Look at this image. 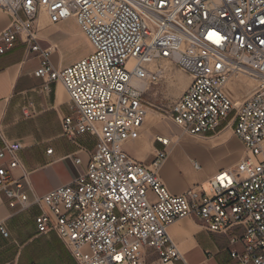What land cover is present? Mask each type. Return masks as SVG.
<instances>
[{"label": "built area", "instance_id": "obj_1", "mask_svg": "<svg viewBox=\"0 0 264 264\" xmlns=\"http://www.w3.org/2000/svg\"><path fill=\"white\" fill-rule=\"evenodd\" d=\"M0 11L9 17L0 54L18 42L38 53L34 76L43 90L58 83L68 95L62 135L79 150L77 136L96 138L85 168L67 157L75 170L69 184L29 201L13 175L22 146L0 130V206L37 207L36 234L54 233L75 264H185L168 235L181 219L227 236L229 264H264V0H0ZM42 17L50 25L74 19L91 53L56 70L50 62L56 47L40 46ZM162 62L190 79L170 114L181 133L208 136L229 127L244 148L234 167L178 195L158 176L168 137L154 138L161 149L149 166L122 149L141 136L147 105L140 84L157 83ZM239 77L255 89L236 106L226 87ZM0 234L9 236L2 222Z\"/></svg>", "mask_w": 264, "mask_h": 264}, {"label": "crops", "instance_id": "obj_2", "mask_svg": "<svg viewBox=\"0 0 264 264\" xmlns=\"http://www.w3.org/2000/svg\"><path fill=\"white\" fill-rule=\"evenodd\" d=\"M8 24L9 17L0 11V32ZM47 25L50 24L44 17L38 22V35L41 39L45 38L42 30ZM77 33L88 42L79 28ZM47 42L56 47L50 56L52 66L59 71L70 67L63 63L61 57H55L57 44L49 39ZM42 43L40 46L44 48ZM39 64L38 53L31 52L21 42L0 54V130L3 139L19 142L22 146L18 153L20 165L13 171V175L23 180L29 201H32L34 196L45 195L55 188L69 184L75 170L67 157L80 158V168L83 169L88 161L86 152L92 151L96 144L95 137L77 136L75 141L81 148L79 150L76 144L62 135L61 121L71 113L68 95L58 83L51 84L48 91L43 90V81L34 76ZM247 94L248 91L244 90L242 97ZM151 120L150 117L145 119L149 129L155 125L150 124ZM226 128L229 127H221L217 133L208 136H188L192 140L178 138L179 143L189 140L198 144L211 159L203 168L200 161L184 151L181 152L179 146L174 150L171 148L158 170L161 182L171 194L178 195L191 186L203 184L216 172L232 168L238 163V147L241 143L233 133L237 141L224 133ZM169 138L173 140L172 136ZM131 143H138L141 150L137 156L125 152L140 162L139 158L146 160L147 157L143 154L146 140L139 138ZM49 150L50 154L47 153ZM172 155L176 157L175 162L171 158ZM191 159L200 164V171L192 168ZM38 214L39 210L35 206L25 211H20L18 207L11 209L5 202L0 206V222L9 233L7 238L0 234V264H75L54 233L41 236L36 234L34 217ZM234 233L240 235L241 231L234 230ZM168 235L181 252L185 264L231 262L228 237L207 232L189 219L174 222L168 228ZM154 259L153 256L148 257V260ZM176 264L184 263L178 261Z\"/></svg>", "mask_w": 264, "mask_h": 264}, {"label": "rangeland", "instance_id": "obj_3", "mask_svg": "<svg viewBox=\"0 0 264 264\" xmlns=\"http://www.w3.org/2000/svg\"><path fill=\"white\" fill-rule=\"evenodd\" d=\"M77 31V24L72 18L56 25H47L42 30V33L45 36V38H42V45L43 47L48 46L47 39L55 42L58 49L56 51L55 57H61L64 64L71 66L80 59L90 54L92 51L90 43H88L82 36H80ZM160 66L163 71L161 78L157 83L148 85L147 90L143 95L144 101L147 105L146 118L150 117L152 119L150 124L155 123V125L150 127L151 129H149L147 121H145L140 136V138H144L146 140V143L143 146V154L147 158L144 161L140 158L139 160H141V162L146 166H149L152 162V156L155 151L161 149V147H159L158 144L154 142V138L156 136H172L173 141H177V139H175V136L180 139H191L190 137L182 134L180 129L170 119L173 104L187 88L190 79L182 70L175 67L170 62H162ZM244 80L245 78L239 77V81H235L233 83L231 89L233 90L232 94H229L230 91L226 88L228 96L236 106H238L243 100L248 98L255 89V84L252 88L249 87L246 89V87H244V82H242ZM244 90H247L248 94L242 97V92H244ZM223 132L237 141V139L232 135L230 128H226ZM178 146L181 152L184 151L189 156L194 157L198 161H200L203 168L211 159V156L202 147L189 140H183L181 143L172 142L169 148H172V150H174L177 149ZM122 149L132 156H137L138 152L141 150L139 149L138 143L124 144L122 146ZM238 155V160L242 159V157L244 156V148L240 144L238 147ZM181 162L183 165H185L183 161ZM204 190L208 195H210L208 193L207 185L204 187ZM154 200V196L150 194V201L154 202Z\"/></svg>", "mask_w": 264, "mask_h": 264}, {"label": "bare ground", "instance_id": "obj_4", "mask_svg": "<svg viewBox=\"0 0 264 264\" xmlns=\"http://www.w3.org/2000/svg\"><path fill=\"white\" fill-rule=\"evenodd\" d=\"M187 77H188V75H186ZM189 78V77H188ZM236 80H231L229 83H228V85H227V89H229V94H232L233 93V90H231L232 89V86H233V83L235 82ZM242 82H244V87H246V89L247 88H249V87H251V86H253V81H251V80H249V79H245L244 81H242ZM141 85V87L142 88H144V90L146 91L147 90V85H145V84H140ZM253 91V90H252ZM146 119V118H145ZM169 138V137H168ZM170 140H171V142H174V143H176V142H178V138H177V141H173L171 138H169ZM170 149L171 148H169L168 149V153H169V151H170ZM171 158H172V160H173V162H175L174 160L176 159V157H174V155H172L171 156Z\"/></svg>", "mask_w": 264, "mask_h": 264}, {"label": "snow or ice", "instance_id": "obj_5", "mask_svg": "<svg viewBox=\"0 0 264 264\" xmlns=\"http://www.w3.org/2000/svg\"><path fill=\"white\" fill-rule=\"evenodd\" d=\"M217 42H219V41H217Z\"/></svg>", "mask_w": 264, "mask_h": 264}]
</instances>
